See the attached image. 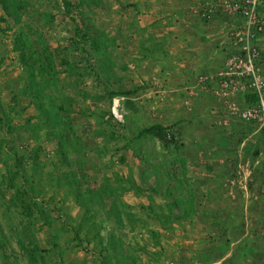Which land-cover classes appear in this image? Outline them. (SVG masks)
Masks as SVG:
<instances>
[{"label": "rangeland", "instance_id": "1", "mask_svg": "<svg viewBox=\"0 0 264 264\" xmlns=\"http://www.w3.org/2000/svg\"><path fill=\"white\" fill-rule=\"evenodd\" d=\"M159 5L0 0V264H264L263 120L165 79Z\"/></svg>", "mask_w": 264, "mask_h": 264}, {"label": "built area", "instance_id": "2", "mask_svg": "<svg viewBox=\"0 0 264 264\" xmlns=\"http://www.w3.org/2000/svg\"><path fill=\"white\" fill-rule=\"evenodd\" d=\"M259 2L260 0H209L196 3L192 13L204 20L216 15L237 17L238 25L231 35L236 50L227 58L223 71L216 75L204 74L200 77V82L210 86L213 94L239 118L246 121L261 119L264 123V80L256 67L259 50L255 44L264 30V23L258 15ZM235 94L253 97L254 104L247 108L237 106L231 100ZM247 171L251 170L246 169ZM236 180L233 177L229 183L235 184ZM261 189L264 190V186Z\"/></svg>", "mask_w": 264, "mask_h": 264}, {"label": "crops", "instance_id": "3", "mask_svg": "<svg viewBox=\"0 0 264 264\" xmlns=\"http://www.w3.org/2000/svg\"><path fill=\"white\" fill-rule=\"evenodd\" d=\"M207 1L209 0H157V3L160 4L159 10L162 9L160 15H166V19L170 23V29L167 30L166 37L169 47L167 46L166 52L172 58L169 61L167 60L169 67L167 66L168 72L165 79L173 85L180 86L179 88L183 89L181 94H186L192 101L200 99L204 102V95L201 91L202 86H199L193 80V76L195 77L197 73L202 71L214 74L215 71L224 69L226 64L225 55L230 44L228 40H230L229 36H231L230 32L233 28L232 25H227L225 15L216 16L205 22L203 18L192 13L193 6L196 3ZM162 4L163 6H161ZM180 11L183 13L181 14ZM181 17L184 21L182 26L188 28H184L182 34L177 35L174 30L176 18L181 20ZM180 20H178V23H180ZM196 23L199 24L197 25L200 27L199 29L195 28ZM218 41L219 46L216 44ZM176 42L179 43L177 48H175ZM230 47L232 48L231 44ZM175 54L177 56L176 60L174 59ZM196 94L202 96L195 98ZM248 134L249 132H247ZM222 214L224 215V213ZM236 244V242L230 241L229 250L232 251Z\"/></svg>", "mask_w": 264, "mask_h": 264}]
</instances>
